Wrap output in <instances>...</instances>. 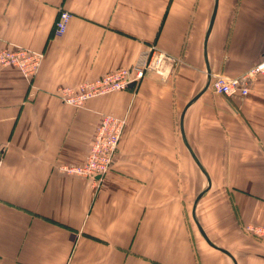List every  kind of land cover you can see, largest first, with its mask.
I'll use <instances>...</instances> for the list:
<instances>
[{
	"label": "crops",
	"instance_id": "crops-1",
	"mask_svg": "<svg viewBox=\"0 0 264 264\" xmlns=\"http://www.w3.org/2000/svg\"><path fill=\"white\" fill-rule=\"evenodd\" d=\"M149 47L174 59L169 80L60 98ZM16 48L44 60L30 81L0 70V264H264L247 231L264 227V75L246 97L211 89L261 60L264 0H0V51ZM105 114L127 121L111 171H62L85 162Z\"/></svg>",
	"mask_w": 264,
	"mask_h": 264
},
{
	"label": "built area",
	"instance_id": "built-area-1",
	"mask_svg": "<svg viewBox=\"0 0 264 264\" xmlns=\"http://www.w3.org/2000/svg\"><path fill=\"white\" fill-rule=\"evenodd\" d=\"M72 15L61 10L55 20L53 34L63 36L68 28ZM44 53L32 51L26 48L0 51V70L3 68H17L26 80H32L38 73ZM174 59L166 53L149 47L143 54L138 66L133 68H121L105 74L95 80L86 82L78 91L64 89L60 98L65 104L82 107L95 97L104 96L114 92H123L130 88L131 84L142 80L147 72L158 74L163 80H169L172 74ZM264 75V58L239 77H224L214 75L211 80V89L214 93L231 98L234 96L246 97L250 93L253 80ZM126 119L111 114L101 117L96 128L92 144L85 162L78 166H65L62 171L69 175L79 176L91 181H99L109 173L114 165L115 156L119 148ZM3 166V158L0 155V171ZM247 231L254 236L264 238V227H247Z\"/></svg>",
	"mask_w": 264,
	"mask_h": 264
},
{
	"label": "water",
	"instance_id": "water-1",
	"mask_svg": "<svg viewBox=\"0 0 264 264\" xmlns=\"http://www.w3.org/2000/svg\"><path fill=\"white\" fill-rule=\"evenodd\" d=\"M215 13H216V9H215V11H214V14H213L212 20H214ZM263 58H264V53H263V55H262L261 60H262ZM132 86H133V84L130 85V87H132ZM200 199H201V196H199V197L197 198V200H196V204H195V205L198 204V202H199ZM197 226L199 227V229H200L202 235L205 237L206 241H207L211 246H213L214 248L220 250L221 252H223V253L229 255V256L232 258V256H231L228 252H226L225 250H222V249L218 248L217 246L213 245V244L207 239V237L205 236V234H204L203 230L201 229L200 225L198 224V222H197Z\"/></svg>",
	"mask_w": 264,
	"mask_h": 264
}]
</instances>
